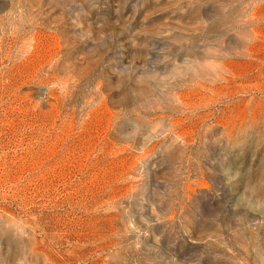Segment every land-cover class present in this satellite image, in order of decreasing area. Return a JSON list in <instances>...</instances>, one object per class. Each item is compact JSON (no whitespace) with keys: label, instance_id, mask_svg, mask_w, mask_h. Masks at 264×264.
<instances>
[{"label":"rangeland","instance_id":"rangeland-1","mask_svg":"<svg viewBox=\"0 0 264 264\" xmlns=\"http://www.w3.org/2000/svg\"><path fill=\"white\" fill-rule=\"evenodd\" d=\"M0 264H264V0H0Z\"/></svg>","mask_w":264,"mask_h":264}]
</instances>
